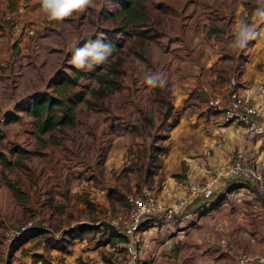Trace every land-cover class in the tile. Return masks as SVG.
<instances>
[{
	"label": "rangeland",
	"instance_id": "rangeland-1",
	"mask_svg": "<svg viewBox=\"0 0 264 264\" xmlns=\"http://www.w3.org/2000/svg\"><path fill=\"white\" fill-rule=\"evenodd\" d=\"M98 2L101 5L99 8H88L82 13H74L63 22H57L48 19L40 11V0H0L1 14L7 12L13 14L19 7L24 6L29 13L24 25L34 30V34L23 35L22 40H18L12 37L10 24L12 19L0 20V29L3 30L5 27L7 37L13 40L11 44L13 53L19 54V51L21 53L20 46H23L24 39L25 49H29L30 46H34L35 49L33 55L29 51L27 60L29 67L22 69V75L21 70H16L11 73L6 83L0 82V94L2 86L7 96L9 93L17 100L21 98L22 90L30 92L29 82L24 81L27 78L24 72L31 70H37L38 77L42 79V82L34 86L37 85L41 90L45 89L48 81L59 68L64 69L66 64H71L73 57L69 54L72 51L92 41L94 35H103L99 33L101 30L117 28L120 19L112 15L120 8L118 0H98ZM261 4H264V0H149L146 2L147 18L130 30L131 34L138 30L146 33L130 37L117 34L120 47L116 48L107 63L102 64L104 68L100 73L106 80H113L119 86L116 88L107 86L105 87L107 92L102 93L100 90L106 84L98 82L95 78H81V85L76 90L85 91L89 103L83 102L78 107L80 126L74 130H62L60 133L68 136L71 134L73 140L77 142L80 140L79 146L72 145V148L75 149L74 153L84 152V170L88 173L85 177L93 178L91 184H88L89 187L93 184L101 191L102 188L115 187L117 190L124 189L125 194L138 195L141 185L148 184L154 188L159 199L169 203L188 198L192 184L211 176L215 168L228 165L234 153L239 150L250 153L259 168L264 169L262 158L264 142L257 145L258 140L253 149L248 150L244 143L252 142L256 138L249 136L238 123L225 126L227 122L221 119L218 113L214 114L208 110L204 94L200 92V85L195 86L190 95L186 96L192 84L180 82L179 76H185L183 79L189 81L193 75L192 66L198 59L194 56V50H187V54L183 56L180 55V47H177L231 46L236 24L241 20L250 24L257 33L262 34L257 39L249 41L247 46H264V20L256 15V9ZM220 53L224 54V52ZM246 56L248 55L244 52L240 53L236 72L243 73ZM37 58L40 62L39 67H37ZM222 61L224 62L222 64H229L231 58L229 55H224ZM115 63L119 64L117 71L111 72ZM0 67L6 68V64ZM108 67L109 73H107ZM65 69L71 72L69 68ZM157 74H161L164 83L162 86L158 84L153 87L147 80ZM232 80L227 81L226 74L220 75L215 85L222 86L226 81L231 83ZM178 93L181 96H177ZM17 100L16 102L20 103L24 98ZM14 106V103L8 106L0 105V114L7 112L9 108L13 109ZM167 112L171 113L172 117L163 123ZM196 113L198 120L194 117ZM22 116L21 120L15 123L32 124L31 118L24 114ZM176 117L179 123L170 130L168 125ZM7 124L0 129V151L13 165L5 166L0 158V264H41L33 258L32 254L35 252L44 254L52 264H123L127 260L124 245H120L117 240L106 242L105 235H99L102 231L97 233L88 230L81 239L63 235L65 231L82 225L79 220L89 225H95L100 221L98 226L103 225L104 231L109 230L102 217L105 215L104 212L101 208L98 210L96 192L91 196L90 191H87L88 187L79 195L69 194V191L66 195H60L54 190H51L54 194L50 192V185L53 186L50 177H55L54 174H57L59 169L60 176L66 173L62 158L56 156L52 162L42 155H12V148L17 145L24 148L22 144L26 142L14 141L18 134L17 129L10 132ZM84 133L87 138L83 140L81 136ZM57 134L59 133H50L47 140L55 142L58 138ZM263 137L259 139L262 140ZM165 138L167 139L164 140ZM149 142L169 147H166L169 150L167 155H163L162 159L158 158L154 165L152 163V168H157L154 176L144 175L147 155L145 144ZM29 146L36 150L40 149L41 144L33 146L29 144ZM66 148L69 147L65 146L63 150L69 154ZM54 154L58 153L54 151ZM35 177H38L44 192L37 194L34 188L36 183L33 180ZM6 179L15 181L27 191L24 205L15 200L5 184ZM67 179L69 186L75 182V179L69 177ZM64 182L67 184V181ZM110 193H112L109 196L111 203L109 202L108 209L114 213L125 211L126 195L118 199V195L112 189ZM236 194L242 198L241 201L236 199V204L244 202L245 193ZM86 199L92 205H86ZM114 202H118L116 208ZM67 204L73 208L72 212L62 215L61 212L64 210L59 206L62 205L66 209ZM37 213L48 222L47 226H43L48 228L47 233L39 236H29V233L15 240L10 246H5L3 243L5 234L28 220H35ZM205 217L197 218V226H200V222ZM191 226H195V229L176 238L174 236L178 233L179 227L163 236L154 228L146 233L142 232L141 238L149 241L150 248L141 253L143 258L141 263L174 264L172 260L179 256L180 251L188 254L192 260L187 262L189 258L185 256L182 260L183 264H195L198 258L203 259V257L212 259L216 250L209 240L204 239L206 232L194 224ZM235 231L238 234H249L244 236L245 240L236 242L238 248L246 250L245 246H247L249 247L247 250L258 248L264 251V237L261 232V237H252L253 231H249V228L240 223L236 224ZM46 238L61 240L65 245V251L53 247L54 241L49 243ZM199 238H203V241L200 242ZM24 251L27 253H23Z\"/></svg>",
	"mask_w": 264,
	"mask_h": 264
},
{
	"label": "crops",
	"instance_id": "crops-1",
	"mask_svg": "<svg viewBox=\"0 0 264 264\" xmlns=\"http://www.w3.org/2000/svg\"><path fill=\"white\" fill-rule=\"evenodd\" d=\"M7 16H8V12L5 14H1L0 12V20L7 19ZM5 30H6L5 27H3V30L0 29V66H3V65L5 66L6 64V68L8 67V69L0 67L1 84L6 83L5 81L9 80L8 78L11 76V73L15 72L16 70H21L20 74L22 75L23 74L22 69L24 67H29V64L27 61L29 53L31 52V55H33L35 51L34 46H30L29 49H25L23 47L26 45V42L24 39L23 46H20L22 49L21 53L20 51H19V54L13 53L14 51L13 46H11L13 40H10L9 37H7L8 35L5 32ZM5 33L6 35H4ZM177 47H180V55H183V56L187 54V50L189 49L194 50L195 51L194 56L196 57V59H198L196 62H194L192 66L193 75L190 74L192 77L189 78V81H186V79H183V77L185 78V76H182V75L179 76L180 82L183 81L184 84H192L190 85V90H189L190 92L186 96H189L191 91L195 88V86L198 87V85L201 86L200 92L204 94V97L207 96L209 93L225 95L231 90L230 82L228 83L227 81L228 79L229 80L232 79V77L236 74L237 63L239 61V55L242 52V49L232 48L231 46H177ZM212 50L214 52H212ZM220 52H224V54H221ZM246 54L248 56L246 57V60L243 62L244 71L242 74L238 76V80H237L238 81L237 83L238 92L242 96L248 98L251 104L255 105L259 109V111L261 112L259 116V120L262 123H264V46H250L247 48L245 55ZM224 55H229V57L231 58V62L229 64H222L224 63L222 61V58L224 57ZM36 60L38 62L37 67H39L40 62L38 58ZM249 73L250 75L248 76ZM3 74L4 76L2 77ZM225 74L227 76V81L222 86H219V84L215 85L218 83V79H220V75H225ZM24 75L27 76V78H25L24 81L29 82L30 92H28L27 90H22L21 98L19 100L23 98L26 99L28 96H30L32 93L36 91H41L40 88H37V85L34 86L36 83L42 82V79L38 77L39 72L37 70H31V71L24 72ZM3 89H4V86H2V93H1L3 95L0 94L1 95L0 105L8 106L13 103L15 105L17 103L16 102L17 99H15V96L12 97V95H10L9 93L7 96L5 92L3 91ZM177 96H181V95L178 93ZM11 110L12 108H9L8 111H11ZM196 116H197V113L195 114L194 117L195 119L198 120ZM218 116H220V118L222 119V116L219 113H218ZM209 120H211V117L209 118ZM8 124H7L8 131L14 132L17 129L18 134L16 138H14V141L16 142L20 141V143L26 142L25 144H22V145L25 150H28L31 152L29 153L30 155L32 156L42 155L43 157H45L48 160H51L52 162H53L54 157L56 156H58L59 158H62V161L65 163L64 171L66 173L65 174L63 173V175L60 176L61 175L59 174L60 169L58 168L59 169V171H57L58 175L54 174L55 177H52V178L50 177L51 184L53 185V186L50 185V188H49L50 192H52L51 190H54V191H58V194L60 195H66L69 191L70 192L69 194L75 195V193H77L76 195H79L84 189H86V187H88L89 189H87V191H90L91 196H94V193L96 192L95 193L96 202H98V205H99L98 210L101 208L104 214L107 210H109L108 209L110 207L109 202L111 203V200L108 195L109 188L107 187L102 188V191H101V190H98L93 184L91 187H89L88 184L89 183L91 184V182L93 181L92 180L93 178L89 177L90 179H88L87 177H85L88 175V173L84 170V163H85L84 152L81 154H79V151L74 153L75 149L72 148V145L79 146L80 140H78V142L76 140H73V137L71 134L69 136L65 134H60L62 133V130L77 129V127H79L80 124H78L74 128L63 127L61 130H54L50 132V133H55V132L59 133L57 134L58 138H56L57 140H55V142H50L49 140H47V136L50 133L37 134L33 123L30 125L19 124L15 122H11ZM225 126H228V125H225ZM30 127H32V129ZM28 131L29 132L31 131V133L32 132L33 133L32 134L27 133ZM81 137L83 138V140L87 138L85 136V133ZM255 138L256 139L253 140L252 142L249 141V142L244 143V146L247 147L248 150L253 149L256 141L259 140L257 145H260L262 142H264V137L262 138V140L259 139L261 137H255ZM27 141H29V143H27ZM38 143L41 144L40 149L34 150L33 147L29 146V144L33 146V145H38ZM65 146L69 147V148H66L69 151L68 152L69 154H66L65 151L63 150ZM55 148H57L59 151H64V152L59 153V151L55 150ZM53 150L57 152L58 154H54ZM262 155H263L262 158L264 160V150H263ZM67 177H69L70 179H75V182H73L70 186L68 184L69 180L67 179ZM33 180L36 183L34 188L35 190H37L38 192L37 194L44 192L45 190H43L42 187L40 186L38 177L33 178ZM64 181H67V184H65ZM22 190L25 192V194H27L26 190L24 189ZM54 191L52 192L53 194H54ZM241 193H245L244 202L236 204V201L235 200L233 201L231 198L233 197V194H232L231 196L228 195L227 199H225V201L222 202L213 211L209 213H203L204 210L200 211V213H203L202 217L203 216H206V217L203 220L201 219L202 221L200 220L201 221L200 226H197L198 225L197 223L196 227H199V229L202 228V230L206 232L205 233L206 236H203L205 237L204 239L209 240L211 244H213V248L216 251L214 252L213 254L214 257L212 259H210V257H205V258L203 257V259L198 258V261L195 262V264H199V263L200 264H236V260L238 256L237 251L242 250L241 248L237 247L236 242L245 240L244 236L249 235L248 233L247 234L245 233V235L243 233L238 234V232L235 231V227L237 223L244 224L247 228H249V231H253L252 237L253 236H255L256 238L261 237L260 232L262 236L264 237V202H262V200L257 196V194L252 191L243 190ZM15 200L17 201L16 198ZM209 201H208L209 206H207V208L210 207L211 203H213L212 199H210ZM114 203H115L114 208H116V205H118V202H114ZM201 203H205V202H201ZM59 208L64 210L61 212L63 213L62 215L66 214L67 212L71 213L73 209L68 204L65 207L66 209H64L62 205H60ZM98 210L95 212L96 214ZM253 216H256V217H253ZM35 221H36L35 226L39 228H42L43 224L46 226L48 225V222L46 220L45 222L44 219L41 218L39 213H37L35 217ZM78 222L83 224V221L79 220ZM97 224H100V221H97L96 225ZM191 224L192 223H188V224L181 223L179 226V231L174 237L175 238L181 237V234H185L187 232L190 233L189 231H192L193 228L195 227V226H191ZM208 225H211V226H208ZM147 231L148 230L144 231L143 233H146ZM171 231H173V229L165 228V230L161 232V235L163 236L167 233L170 234ZM105 232H106L105 233L106 238L110 236L109 230H106ZM97 233H100V232H97ZM101 233L99 235H101ZM222 239H225L227 243H229L230 245V249H228L227 251H225L223 247L220 245V241ZM199 241L200 242L203 241V238H199ZM119 244L125 246V243L119 242ZM245 247H246V250L249 248L247 246ZM243 248H244V244H243ZM247 251H255V252H260L264 254V251H261L258 248H250V250H247ZM185 254L186 253H183V251H180L179 256L177 258H174L172 260V263L183 264L182 260L185 259V256H188V254L186 255ZM142 259L143 258H140L139 264H142L141 263ZM191 261H192L191 258H189L187 262H191Z\"/></svg>",
	"mask_w": 264,
	"mask_h": 264
},
{
	"label": "trees",
	"instance_id": "trees-1",
	"mask_svg": "<svg viewBox=\"0 0 264 264\" xmlns=\"http://www.w3.org/2000/svg\"><path fill=\"white\" fill-rule=\"evenodd\" d=\"M149 0H118V3L120 5V8L115 12L116 14L112 15L114 18H119V25L115 29H103L101 30V34H96L92 38V41L97 40L98 38H103L104 42H111L114 48L120 47V42H118V39L116 37L117 34H123L127 37H130L131 35H144L146 32L138 30L137 32H133L131 34L130 30L134 28L135 26H139L142 21H144L147 18V6L146 2ZM14 20H12V23ZM12 23H10L12 25ZM88 42L84 43L83 45L79 46V48H84V46ZM117 45V46H116ZM250 46H246L242 49V52L245 53L247 48ZM75 51H72L69 56L73 57ZM240 56V55H239ZM247 57V56H246ZM245 57V60H246ZM143 58V56H142ZM144 59V58H143ZM65 68H69L71 72H68L65 68H59L54 75L50 78V80L47 83V87L45 90L36 91L32 93L30 96H28L26 99L23 100V102H18L15 104L14 108L6 113V120L7 123L11 122H18L21 120V113L24 114L27 117H30L32 119V123L34 124L35 131L37 134H47L54 130H61L63 127H69L74 128L79 123L80 120L78 118V107L81 103H89V101L86 98V92L83 90H76L81 85V78L87 77V78H95L98 82L106 84L103 88L100 90L102 93L107 92V87L110 88L111 86H119V84H116L113 80H106L103 76V74L100 73L101 69L104 68V65H97L92 70H79L76 67H74L71 64H66ZM118 63H115L111 72H116ZM108 66V65H107ZM109 67L107 69V73H109ZM242 72H236V74L233 76L234 84L231 82V90L229 92H238L237 83H238V76ZM52 91H49V90ZM228 92V93H229ZM239 93V92H238ZM240 94V93H239ZM206 100V96H205ZM173 106L171 107V109ZM208 108V107H207ZM208 110L217 113L211 109L208 108ZM171 116V113L167 112L165 115V118L163 120V123L167 121ZM179 123V119L176 117L174 118V121L168 125L169 129L175 128ZM227 125H230V122L226 123ZM1 139V136H0ZM165 138L164 140H166ZM157 142V141H156ZM145 146L147 147V155L145 156V176H150L154 173H156L157 168H152L155 164L157 159H162L163 155H167L168 151L166 147L168 146H158L154 143H146ZM169 148V147H168ZM31 153L28 150H25L21 146L17 145L14 148L11 149V154H29ZM0 158L3 160V164L7 167L13 165L11 161H9L0 151ZM162 161V160H160ZM151 163V164H150ZM143 164V163H142ZM159 167V166H157ZM6 186L12 191L14 197L19 201L21 204H24L26 202L27 196L25 192L22 190V188L15 182L10 179L5 180ZM148 185V184H147ZM150 187V185H148ZM245 187L246 189H249L250 191L254 192L252 188L248 184L241 183L237 180H228L225 184V186L218 185L214 194L212 195L211 199L213 200V203L210 204V207L207 208L208 203L205 202L201 203L197 199L192 200L190 209L195 213V219L192 221H181L177 222L171 226L164 227L162 226L161 222L157 218L147 219L143 224L141 225V230H152L155 228L160 233L165 230V228L174 229L176 227H179L181 223H192L194 225H197V218L199 216H202L203 213H209L216 209L222 202L227 199L228 195H232L240 188ZM113 190L116 195H118V199H122V195H129L125 194L122 189L118 190L114 188L108 189V195L111 196L112 193H110V190ZM150 189L152 192L158 197V194L154 190V188L151 186ZM255 193V192H254ZM110 198V197H109ZM232 198V197H231ZM111 199V198H110ZM231 200V199H230ZM233 200V199H232ZM231 200V201H232ZM113 201V200H112ZM87 205H92L90 201L87 199L85 200ZM203 211V213H200V211ZM89 225L87 223H83L82 225H79L77 227H73L71 230H67L64 232L63 235L72 236L74 238L80 237V239L83 237L85 233L88 232V230H92V232H99L102 231L101 236L105 235V231L103 230L104 226L100 225ZM102 229V230H100ZM97 230V231H95ZM47 230L46 228L42 227H36L31 231L29 236H39L42 234H46ZM110 236L108 238H105V241L110 240L111 242H117L125 243L127 241V238L119 235L116 233L115 230L109 231ZM112 239V240H111ZM46 241L51 243L53 242V247L58 248L59 250L65 251V245L63 242L59 239L55 238H46ZM125 247V246H124ZM27 253V252H23ZM26 255V254H24ZM33 258L36 262H40L41 264H52L50 260L46 258L44 254L34 253L32 254ZM109 262V260H107Z\"/></svg>",
	"mask_w": 264,
	"mask_h": 264
},
{
	"label": "built area",
	"instance_id": "built-area-1",
	"mask_svg": "<svg viewBox=\"0 0 264 264\" xmlns=\"http://www.w3.org/2000/svg\"><path fill=\"white\" fill-rule=\"evenodd\" d=\"M26 18H29V13L24 6L19 7L15 13L8 14L7 19L14 20L11 27L13 38L22 40L23 35L34 34L32 27L24 25ZM232 83L234 84V80ZM205 105L219 113L225 122L238 123L243 126L249 136H264V123L259 120L261 112L251 104L248 98L237 91L225 95L209 93L206 96ZM7 112L0 114V129L7 123ZM228 180L248 184L264 202V169L259 168L250 153L239 150L234 153L228 165L215 168L211 176L192 184L188 198L167 203L159 199L147 184H142L138 195L126 196L125 211L114 213L110 209L107 210L104 219L108 229L115 230L117 234L127 238L125 244L127 260L123 264H139L141 253L150 248L149 241L141 238L142 232L146 231L141 230L143 222L157 218L162 226L168 227L177 222L192 221L195 219V213L190 209L192 200L208 202L217 186H225ZM243 190L249 189L243 187L237 190L233 193V201L242 200L240 196H236V193ZM35 223V220H28L18 228L10 229L4 236V245L8 247L15 240L31 233L35 228ZM220 245L225 251L230 249L225 239L220 241ZM237 255L236 264H264V254L260 252L239 250Z\"/></svg>",
	"mask_w": 264,
	"mask_h": 264
},
{
	"label": "clouds",
	"instance_id": "clouds-1",
	"mask_svg": "<svg viewBox=\"0 0 264 264\" xmlns=\"http://www.w3.org/2000/svg\"><path fill=\"white\" fill-rule=\"evenodd\" d=\"M40 11L48 19L63 22L70 18L74 13H82L88 8H99L101 5L98 0H40ZM256 15L264 20V4L256 9ZM261 33L246 21L241 20L236 24L234 39L231 42L232 48L243 49L248 42L257 39ZM116 51L111 42H104L103 38L89 41L84 48L76 49L70 63L79 70H92L97 65L108 62L109 58ZM147 82L153 87L163 85L164 81L161 74L149 77Z\"/></svg>",
	"mask_w": 264,
	"mask_h": 264
}]
</instances>
